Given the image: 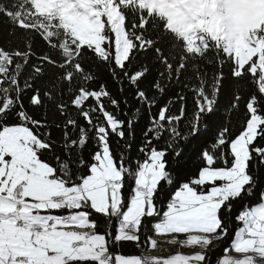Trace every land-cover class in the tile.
Here are the masks:
<instances>
[{
	"label": "snow or ice",
	"instance_id": "snow-or-ice-1",
	"mask_svg": "<svg viewBox=\"0 0 264 264\" xmlns=\"http://www.w3.org/2000/svg\"><path fill=\"white\" fill-rule=\"evenodd\" d=\"M0 264H264V0H0Z\"/></svg>",
	"mask_w": 264,
	"mask_h": 264
},
{
	"label": "trees",
	"instance_id": "trees-1",
	"mask_svg": "<svg viewBox=\"0 0 264 264\" xmlns=\"http://www.w3.org/2000/svg\"><path fill=\"white\" fill-rule=\"evenodd\" d=\"M124 251H125V252H130V253H131V252L134 251V249H132V248H125Z\"/></svg>",
	"mask_w": 264,
	"mask_h": 264
},
{
	"label": "crops",
	"instance_id": "crops-1",
	"mask_svg": "<svg viewBox=\"0 0 264 264\" xmlns=\"http://www.w3.org/2000/svg\"><path fill=\"white\" fill-rule=\"evenodd\" d=\"M164 247H168V246L164 245ZM161 254H164V253H161Z\"/></svg>",
	"mask_w": 264,
	"mask_h": 264
},
{
	"label": "rangeland",
	"instance_id": "rangeland-1",
	"mask_svg": "<svg viewBox=\"0 0 264 264\" xmlns=\"http://www.w3.org/2000/svg\"><path fill=\"white\" fill-rule=\"evenodd\" d=\"M162 247H164V245H162ZM164 254H167V253H164Z\"/></svg>",
	"mask_w": 264,
	"mask_h": 264
}]
</instances>
